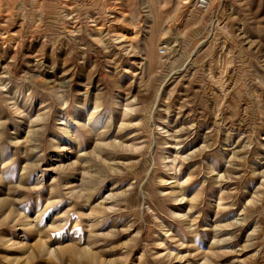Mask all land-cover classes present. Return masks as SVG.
<instances>
[{"label":"rangeland","instance_id":"rangeland-1","mask_svg":"<svg viewBox=\"0 0 264 264\" xmlns=\"http://www.w3.org/2000/svg\"><path fill=\"white\" fill-rule=\"evenodd\" d=\"M196 1L0 0V264H264V0Z\"/></svg>","mask_w":264,"mask_h":264},{"label":"bare ground","instance_id":"bare-ground-1","mask_svg":"<svg viewBox=\"0 0 264 264\" xmlns=\"http://www.w3.org/2000/svg\"><path fill=\"white\" fill-rule=\"evenodd\" d=\"M81 115H83V113L82 112H79V113H77V114H75L73 117H72V119H70V121H69V123H65L64 124V127H63V129H62V131H63V133L65 134V136L67 135V136H71L72 138H74V135H75V132H76V129H75V125L73 126V123H75V122H78V119H79V117L81 116ZM93 115L94 114H92L91 115V117L88 119V121H85L84 123H83V128H88V126L90 125V123H91V120H92V118H93ZM77 127V126H76ZM78 128V127H77ZM122 146V145H121ZM22 179L23 178H25V176L23 177H21ZM86 184V183H85ZM5 202L3 201V204H1V202H0V211H3L4 210V208H6L7 206H5ZM105 207L103 206V205H98L97 206V209H99V210H101L102 211V209L103 210H105L104 209ZM19 210V209H18ZM20 211V210H19ZM93 211H95V210H93ZM7 214V219H13L14 220V224H15V226L17 227H20V229H19V231L20 230H22L23 232H28L30 235H32V234H41V230H40V225H41V220L43 219V215H44V213L42 212H40V209L39 210H37V215H36V217H35V219L33 220V221H25V222H23L22 220H23V217L24 216H22L21 214H19L17 211H16V209L15 208H10L9 210H8V213H6ZM27 218V217H26ZM28 219V218H27ZM29 220V219H28ZM54 223H56V221H54ZM55 224H53V228H55V227H57V228H61V226H54ZM63 225V224H62ZM218 229V228H217ZM220 229V232L219 233H222V229L223 228H219ZM218 229V230H219ZM226 230V229H225ZM18 233V232H17ZM215 236V235H214ZM16 241H17V243H14L13 245L14 246H19V248L21 249V250H25V248H26V246H27V248H28V245L23 241V240H21V238H16ZM4 243L5 244H7V243H9V241H4ZM38 244V243H37ZM217 244L218 245H220V244H224V241L222 240H218L217 241ZM33 247V246H32ZM58 248V247H57ZM29 249V248H28ZM33 250V249H32ZM49 250V249H48ZM69 250V246H61L60 248H59V250H57L56 248H55V250L53 249L52 251H51V253L55 256L56 254H58L57 252H62V253H64L65 251H68ZM33 252V251H32ZM31 252V257L32 256H35L34 254V252L32 253ZM88 255L91 253V251L90 250H86L85 251ZM48 253L50 254V252L48 251ZM61 253V254H62ZM59 255V254H58ZM214 255V257H210V256H208V255H204V262H203V264H218V262H216V260H215V258L216 259H218V258H220V254L218 253V254H216V252L213 254ZM53 256V257H54ZM169 257H172V254H169ZM55 258H56V256H55ZM184 260V258L183 257H181L180 258V261H183ZM110 262H112V261H110ZM109 262V263H110Z\"/></svg>","mask_w":264,"mask_h":264},{"label":"built area","instance_id":"built-area-1","mask_svg":"<svg viewBox=\"0 0 264 264\" xmlns=\"http://www.w3.org/2000/svg\"><path fill=\"white\" fill-rule=\"evenodd\" d=\"M196 6L199 11L202 13H207L210 10L211 2L210 0H197ZM167 53L166 47H162L160 50L161 55H165Z\"/></svg>","mask_w":264,"mask_h":264}]
</instances>
